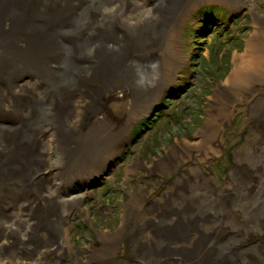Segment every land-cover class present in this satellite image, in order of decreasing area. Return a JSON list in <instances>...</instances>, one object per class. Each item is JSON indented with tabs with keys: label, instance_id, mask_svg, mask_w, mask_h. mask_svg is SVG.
I'll use <instances>...</instances> for the list:
<instances>
[{
	"label": "bare ground",
	"instance_id": "obj_1",
	"mask_svg": "<svg viewBox=\"0 0 264 264\" xmlns=\"http://www.w3.org/2000/svg\"><path fill=\"white\" fill-rule=\"evenodd\" d=\"M261 1L258 9L256 0H0V264H60L81 230L70 219L76 212L94 223L98 235L89 254L76 256L74 264L264 260ZM208 3L232 14L247 7L254 28L245 47L234 51L232 72L211 98L214 117L194 136L197 144L177 141L165 158L148 165L147 182L155 180L154 173L165 181L176 173L187 185L176 195L166 188L154 203L145 190L124 186L130 197L107 195L98 210L109 217L97 219L88 189L85 198L72 187L103 184L106 168L116 166L134 135L136 120L169 87V66L183 51V25ZM136 11L141 15L134 22L130 15ZM246 28L243 24L234 38ZM237 105L248 109V134L233 152L220 188L202 165L231 146L219 132ZM150 138L141 130L138 141ZM193 147L200 157L189 156ZM134 152L120 158L108 188L117 191L121 181H129ZM141 164L136 169L143 170Z\"/></svg>",
	"mask_w": 264,
	"mask_h": 264
},
{
	"label": "rangeland",
	"instance_id": "obj_2",
	"mask_svg": "<svg viewBox=\"0 0 264 264\" xmlns=\"http://www.w3.org/2000/svg\"><path fill=\"white\" fill-rule=\"evenodd\" d=\"M256 2L258 9H260L263 4L262 1L256 0ZM258 9L256 7L255 12H258ZM244 10L248 15L244 12L232 14L221 6L211 3L205 4L199 7L198 11L185 22L181 30L184 49L182 56L185 61L180 66L174 79L171 80V83L166 84L169 86L167 90L157 96L155 105L150 106L146 110V114L140 115V119L136 120V124L132 128L134 135H130V140L123 147L121 154L117 156L118 163H115L116 166L109 165L106 169L103 177L107 180L105 179L103 184H98L95 188L88 185H78V183L72 187L73 191L80 192L79 195L82 194V196H85V191L87 192L83 187L88 189L89 195L87 199H89V204L95 207L97 219H107L109 217L110 212L106 209L104 212H99L98 210L99 205L105 202L107 195H114L121 201L120 199L130 197L129 191H124L126 188L132 192L145 190L148 195L160 193L158 195L161 196L162 188L166 187V183L175 179L176 173L170 174L171 180L168 181L160 179V175L155 173L153 174L155 180L147 182L145 180L146 171H149L147 166L152 162L165 158L166 152H169L168 149L175 145L177 141L189 142L193 146L196 145L199 137L194 136L198 134L199 130L211 117H214L212 116L213 111H211V98L215 95L217 86L232 72L234 66L233 55L236 47L239 46L242 49L245 47L246 39H248L250 32L254 28V16L247 7ZM139 13L130 15V18L134 22H137L141 15ZM243 24L247 28L242 32L240 37L238 36L239 39L236 40L233 36L234 32L235 34L241 33L240 28ZM222 54H224V59L220 61ZM155 78L153 79V83ZM219 109V107L218 109L216 108L214 114ZM247 111L248 109L242 105H237L232 109L228 122L229 125L225 129L222 128L219 132L222 134L223 143L231 146L228 150L225 149L223 153L218 152L220 155L215 157L210 155L204 161L206 164L205 169H210V172L206 171L210 177L214 178L217 184H221L220 179H223L224 173H227L228 170L230 171V164L232 163L230 161H232L233 152L239 145H243L245 142V137L248 134L245 124ZM141 130L148 131L152 138L147 142L140 141L139 143ZM134 148H136V152L133 154L136 155L129 156L128 166L134 170L129 181H121L119 184H121L120 187L122 188L117 191L108 188L111 183L108 179L111 177L109 174L112 173V170L117 169V164L120 163L119 160L123 154L127 156L133 152ZM192 154L194 158L200 157L196 154L194 147L189 156ZM141 163L144 164L143 170L141 168L136 169L135 164L139 165ZM149 177H152V175H149ZM124 186L125 188H123ZM150 186L156 189L150 190ZM157 188L159 191H156ZM92 192L94 195H92ZM115 192L117 195H115ZM94 196H96V199ZM90 197H92V200ZM120 203H118L115 210L118 216L122 209ZM70 219L72 223L75 222L74 224L79 225L81 230H77L72 236L73 240L71 244L74 249L72 254L64 257L60 264H74L76 258L88 255L90 251L88 247L93 243L96 244L97 240V228L93 226V222L87 221L84 216L77 214V212L72 214ZM254 236L257 238L256 232ZM261 236H264V234H261ZM258 239V241H261L260 238ZM51 264H57V261L51 260ZM259 264H264V260L259 261Z\"/></svg>",
	"mask_w": 264,
	"mask_h": 264
}]
</instances>
